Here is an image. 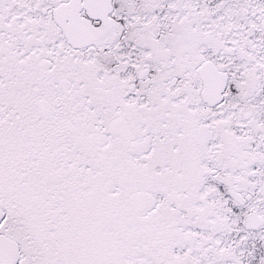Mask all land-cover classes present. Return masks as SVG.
Returning <instances> with one entry per match:
<instances>
[{
	"label": "snow or ice",
	"instance_id": "6c2138e0",
	"mask_svg": "<svg viewBox=\"0 0 264 264\" xmlns=\"http://www.w3.org/2000/svg\"><path fill=\"white\" fill-rule=\"evenodd\" d=\"M0 264H264V0H0Z\"/></svg>",
	"mask_w": 264,
	"mask_h": 264
}]
</instances>
